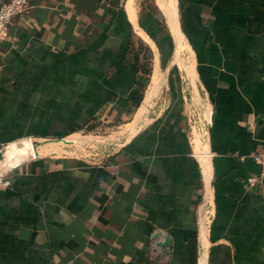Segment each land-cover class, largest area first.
<instances>
[{
    "label": "crops",
    "instance_id": "1",
    "mask_svg": "<svg viewBox=\"0 0 264 264\" xmlns=\"http://www.w3.org/2000/svg\"><path fill=\"white\" fill-rule=\"evenodd\" d=\"M177 8L209 102L207 144L193 145L181 95L146 122L136 118L145 89L138 106L118 104L150 76L134 63L153 16L137 0H30L12 18L0 41V149L22 140L0 160V264H264L252 158L264 146V0ZM98 116L134 124L98 161L26 139L63 141Z\"/></svg>",
    "mask_w": 264,
    "mask_h": 264
},
{
    "label": "rangeland",
    "instance_id": "2",
    "mask_svg": "<svg viewBox=\"0 0 264 264\" xmlns=\"http://www.w3.org/2000/svg\"><path fill=\"white\" fill-rule=\"evenodd\" d=\"M137 3H139L140 11H152L150 13L153 16L149 17V20L146 19V24L143 25L147 27L148 30L145 31L156 45L149 37L143 40L137 36L136 45L139 56L141 61L148 65L150 76L147 79L143 103L136 118L142 116L141 122H146L153 112L157 113L168 100L171 101L172 96L178 99L177 97L181 95V109L193 145L198 136L202 144H207L209 102L196 78L191 49L178 28L177 0H137ZM172 23L175 24L176 30L172 28ZM136 30L140 31L139 28ZM155 69L157 72L154 74ZM155 82L157 90L152 101L150 100L151 102L146 105L144 100L147 93L152 91L150 89L155 86ZM141 110H143L142 113ZM133 127L134 124L130 123L129 116L120 120L98 116L86 129L77 134L62 136L65 138L63 141H44L39 137L29 138V140L35 143L34 147L36 146L42 154H70L98 161L127 139L134 130ZM44 145H52L55 149L44 150ZM27 154L24 155L25 158ZM4 162L8 163L6 157ZM5 163L0 162V169L6 166Z\"/></svg>",
    "mask_w": 264,
    "mask_h": 264
},
{
    "label": "built area",
    "instance_id": "3",
    "mask_svg": "<svg viewBox=\"0 0 264 264\" xmlns=\"http://www.w3.org/2000/svg\"><path fill=\"white\" fill-rule=\"evenodd\" d=\"M30 0H5L0 4V41L7 35V27L12 18L22 15L28 8ZM260 167V177L264 178V146L252 155Z\"/></svg>",
    "mask_w": 264,
    "mask_h": 264
},
{
    "label": "trees",
    "instance_id": "4",
    "mask_svg": "<svg viewBox=\"0 0 264 264\" xmlns=\"http://www.w3.org/2000/svg\"><path fill=\"white\" fill-rule=\"evenodd\" d=\"M134 63L137 65V67L144 76H149L150 69L146 63H143L139 60L138 53L135 55ZM144 89V83L136 82L133 95L128 98H121L118 101V104L123 108L129 107L130 105L135 107L138 106L142 100Z\"/></svg>",
    "mask_w": 264,
    "mask_h": 264
},
{
    "label": "water",
    "instance_id": "5",
    "mask_svg": "<svg viewBox=\"0 0 264 264\" xmlns=\"http://www.w3.org/2000/svg\"><path fill=\"white\" fill-rule=\"evenodd\" d=\"M177 20H178L179 29H180V31H181V27H180L179 19H177ZM260 117H261V118H264V113H263ZM23 139H24V138H23ZM26 139H29V138H26ZM59 139H61V138H58V139H56V140H59ZM21 140H22V139L17 140V141H14V142H11V143L18 144ZM11 143H9V144H11ZM9 144H7L6 146H4L3 148L0 149V160H3V159L5 158V153H6V150H7V147L9 146ZM33 144L35 145L34 142H33ZM261 183H262V186H263V196H264V178H261ZM168 243H169V238H168V237H165V238L163 239V241L160 242V245H161V246H167Z\"/></svg>",
    "mask_w": 264,
    "mask_h": 264
},
{
    "label": "bare ground",
    "instance_id": "6",
    "mask_svg": "<svg viewBox=\"0 0 264 264\" xmlns=\"http://www.w3.org/2000/svg\"><path fill=\"white\" fill-rule=\"evenodd\" d=\"M170 21V20H169ZM210 172V171H209Z\"/></svg>",
    "mask_w": 264,
    "mask_h": 264
}]
</instances>
